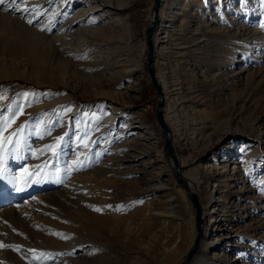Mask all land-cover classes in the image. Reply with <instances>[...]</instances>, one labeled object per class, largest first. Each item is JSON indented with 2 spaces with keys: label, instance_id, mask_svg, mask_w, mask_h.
<instances>
[{
  "label": "rangeland",
  "instance_id": "1",
  "mask_svg": "<svg viewBox=\"0 0 264 264\" xmlns=\"http://www.w3.org/2000/svg\"><path fill=\"white\" fill-rule=\"evenodd\" d=\"M182 1L161 0V25L153 32L164 118L203 221L219 183L209 165L232 173L227 187L218 185L227 205L214 214L221 229L204 238L226 232L220 260L264 264V0ZM152 2L0 5V88L6 97L0 113L7 119L23 103L19 94H34L24 114L0 132L6 137L28 124L22 159L5 153L6 171L15 175L31 162L32 170L40 166L47 173L20 191L0 179V257L7 264H179L192 247L194 209L174 178L145 67ZM180 4L184 13L175 14ZM104 104L118 113L109 114ZM38 118L50 130L42 139L32 130ZM64 133L56 155L38 154ZM155 146L164 151L160 161ZM226 147L233 150L229 162H216ZM37 192L43 200L34 197ZM251 196L255 202L246 200ZM196 252L188 264L196 262ZM213 252L207 249L206 256Z\"/></svg>",
  "mask_w": 264,
  "mask_h": 264
},
{
  "label": "bare ground",
  "instance_id": "2",
  "mask_svg": "<svg viewBox=\"0 0 264 264\" xmlns=\"http://www.w3.org/2000/svg\"><path fill=\"white\" fill-rule=\"evenodd\" d=\"M180 1V0H179ZM197 3H198V5L199 6H204V5H207V3H208V1L209 0H195ZM185 2H186V0H183L181 3H183V4H185ZM161 3V2H160ZM122 4H124V3H122ZM188 5V4H187ZM160 7V6H159ZM184 6L182 5V4H180V5H178V6H176V7H174V10H175V14L176 13H178V14H183L182 13V8H183ZM76 17V16H75ZM162 19V18H161ZM161 19H160V15H159V11H158V22H157V24H156V27H155V29H154V33H155V30H157L158 28H159V26L161 25L160 23H161ZM71 20V19H70ZM114 21H116V22H118V23H120V24H123V26H124V21L122 20V21H120L118 18H115V20ZM240 24V23H239ZM122 26V25H121ZM237 27V26H236ZM240 27V26H239ZM240 28H242V27H240ZM93 31H95V30H92V32ZM263 44V43H262ZM259 45V44H258ZM156 43L154 42V58H155V49H156ZM237 50V49H236ZM233 54H235V53H232V55ZM257 54V53H256ZM117 70V69H116ZM119 70V69H118ZM162 87V86H161ZM163 91V90H162ZM190 92V91H189ZM192 94L193 93H191L190 92V94H189V96H187V100H191V97H192ZM164 95V94H163ZM193 98V97H192ZM105 105V107L103 108L104 110L107 108L108 110V113L109 114H111V115H114V113L116 114V113H118L117 111V109L116 108H113L111 105H109V104H104ZM103 105V106H104ZM163 107H164V105H163ZM194 109V108H193ZM165 119V118H164ZM142 124H143V122H142ZM159 124V123H158ZM167 124V123H166ZM160 125V124H159ZM168 126V125H167ZM146 129V128H145ZM148 129V128H147ZM150 129V128H149ZM162 130V129H161ZM163 131V130H162ZM152 133V132H151ZM164 134V133H163ZM259 134V133H258ZM262 134V135H261ZM260 135L263 137V140H264V133H261ZM171 135H172V133H171ZM140 136V135H139ZM150 136V135H149ZM153 136V135H152ZM130 143V142H129ZM132 143V142H131ZM155 145V144H154ZM174 145V144H173ZM164 147H165V144H164ZM129 148V147H128ZM162 149V148H161ZM226 150H228V147H226L225 148ZM165 150H166V148H165ZM156 153H157V157L155 158V159H157L158 161H160V160H162L163 159V152L164 151H161L160 149H159V147L157 148V146H155V150H154ZM232 154H233V150L231 149H229L228 151H225V153L223 154V157L221 156V159H217V161L216 162H226V163H228L229 162V159H230V157L232 156ZM176 155H177V153H176ZM131 157H133V158H136L137 156L136 155H131ZM177 158H178V161H179V157L177 156ZM171 159V158H170ZM235 161V160H234ZM233 161V162H234ZM235 162H237V161H235ZM146 164V163H145ZM170 164L172 165V160H171V162H170ZM179 164H180V162H179ZM216 164H218V163H211L210 165H209V167L211 166V168H213V169H215L214 170V177L219 181V183H218V185H220V186H223L224 184V186L225 187H227L228 186V182H229V178H231L230 177V175L232 174H230L229 173V171L227 170V167L225 166V165H222V166H215ZM21 167H24V168H27L28 170H29V173H32V163L31 162H24V163H22V165H20L18 168H17V170L15 171V175H16V177H17V180H16V182H13V184L15 183L16 184V186L18 187V188H22V189H26L30 184H31V181H29L28 182V184L27 185H25L24 183H23V178H21L20 177V172H21ZM181 168V167H180ZM41 169H42V171L44 172V168L43 167H41ZM210 169V168H209ZM172 170H173V174H174V178H175V180H176V182H178L177 181V179H176V176H175V171H174V169L172 168ZM190 170V169H189ZM190 172H191V176L193 177V175L194 174H196V172H194V170H190ZM184 175H186V173H183ZM181 176H182V178L183 179H185L184 178V176L182 175V171H181ZM213 177V176H212ZM26 178V177H25ZM186 180V179H185ZM227 182H226V181ZM187 182H188V184H189V186H190V188L191 189H193V190H195L194 189V187H193V185H192V183L190 182V181H188L187 180ZM179 183V182H178ZM180 184V183H179ZM182 187H183V185L182 184H180ZM218 185H217V188L215 189H213L211 192H210V194H209V196H208V199H207V202H206V206H207V211H206V216L208 215V218H207V220L206 221H203V223H202V235H201V237H200V240H199V243H198V246H197V248H198V250H197V248H196V250L195 251H197L196 253H195V258H194V260L196 259V262L194 263V264H229V263H226V262H224V261H222V260H220V259H222V258H220V256H221V250H223V246H224V243L225 242H227V240H229V238L230 237H228V235H227V233L226 232H223V233H220V234H215V237L213 238V239H211V240H206L205 238H204V236L207 234V232L209 231V230H211L212 228L214 229V231H216L217 229L219 230V229H221V226L222 225H220L219 223H220V221H217V218L216 217H214V214H218V209H219V207L220 208H222V209H226V211H227V205L224 203V199H222V197L220 196V195H222V192H223V190H221V187H218ZM15 186V187H16ZM184 188V187H183ZM185 190V189H184ZM196 191V190H195ZM17 192V191H16ZM186 192V191H185ZM238 192V191H237ZM139 194H141V193H139ZM198 194V193H197ZM34 197L35 198H43V196H42V194H40V192H37V193H34ZM34 198V199H35ZM41 198V199H42ZM250 200L251 202H255L256 201V199H257V197L256 196H251V197H247L246 198V200ZM39 200V199H38ZM43 200V199H42ZM243 206V205H242ZM242 208V207H241ZM241 208H239V207H237V208H235L236 209V211H239ZM3 210V209H2ZM1 209H0V211H2ZM142 211H144V209H141ZM140 210V211H141ZM9 210H7V212H8ZM141 213V212H140ZM204 214V213H203ZM219 215V214H218ZM204 216V215H203ZM217 216V215H216ZM155 219V218H154ZM210 248H213L214 249V252L212 253V257H207L206 256V251H207V249H210ZM194 251V252H195ZM194 254V253H193ZM193 254H192V256H193ZM191 256V257H192ZM215 256V257H214ZM191 259V258H190ZM232 261L233 262H235L236 260H235V258L234 259H232ZM231 261V262H232ZM218 262V263H217ZM189 263V262H188ZM0 264H7L6 263V261L2 258V257H0ZM234 264H237V263H234Z\"/></svg>",
  "mask_w": 264,
  "mask_h": 264
},
{
  "label": "snow or ice",
  "instance_id": "3",
  "mask_svg": "<svg viewBox=\"0 0 264 264\" xmlns=\"http://www.w3.org/2000/svg\"><path fill=\"white\" fill-rule=\"evenodd\" d=\"M18 2V0H9V3H15ZM5 0H0V5L4 4ZM27 11L28 9H24ZM29 24L33 23V20L27 21ZM41 30H51V29H41ZM23 98L22 104H17L16 108L17 111L10 112L9 117L6 119L3 115V113H0V132H3L6 127H10L8 124V120H13L18 117L19 115H23V109L25 107H30L32 102H34V94L32 93H21L19 94ZM29 97H33V99H29ZM5 94L2 88H0V100H4ZM9 108H11V105H9ZM98 119L99 117H95ZM28 127V124L25 123L23 125H20L18 128H15L8 136L6 137H0V179H9L12 182H16L17 177L14 174H9L6 171V164H5V153L9 155L11 159L18 160L22 159V157L19 155L20 149L24 145V130ZM32 130L35 135H37L39 138H43L44 135H50V130L48 126L44 124L42 120L39 118L37 121L32 125ZM67 136V133H64V136L57 137L53 144L46 145L42 149L37 150L38 154L42 155L45 151H52L53 155H56L58 153L59 148L62 146V142L64 140V137ZM84 137H87V133H84ZM84 137H78V140L82 141ZM85 148L87 147V144L83 145ZM29 153H33V150L29 148ZM46 163V162H45ZM83 163H81V167H83ZM79 170V169H73ZM47 173L43 172L40 166H36L33 168L32 173H29V170L27 168L21 167L20 177L23 178V183L25 185L28 184L29 181L39 183L42 179L45 178ZM26 177V178H25ZM22 190V188H17V191ZM98 210V209H97ZM35 251V250H32Z\"/></svg>",
  "mask_w": 264,
  "mask_h": 264
},
{
  "label": "water",
  "instance_id": "4",
  "mask_svg": "<svg viewBox=\"0 0 264 264\" xmlns=\"http://www.w3.org/2000/svg\"><path fill=\"white\" fill-rule=\"evenodd\" d=\"M161 0H153L151 11V21L150 24L147 26L145 31V42H146V48L147 52L145 55V67L146 72L148 74V77L153 84L156 94H157V100H156V120L160 124L163 133H164V144L168 153V156L172 160V167L175 171V176L177 181L183 185L187 198L192 205L194 209V221L196 226V235L194 237V241L192 244V247L188 250L187 254L185 255L184 259L179 264H188L192 254L196 250L200 237L202 235V222L204 220L203 212H202V205L199 200V196L197 192L190 188L187 180L183 179L181 176V168L180 164L176 155L175 148L172 143V135L170 128L167 126L166 121L164 119V113H163V105H164V95L162 91L161 84L158 80V77L156 75V68L154 63V43H153V32L156 27V24L158 22V10L160 6Z\"/></svg>",
  "mask_w": 264,
  "mask_h": 264
}]
</instances>
